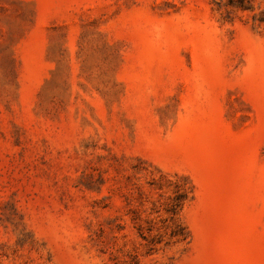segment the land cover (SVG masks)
<instances>
[{"label": "rangeland", "instance_id": "rangeland-1", "mask_svg": "<svg viewBox=\"0 0 264 264\" xmlns=\"http://www.w3.org/2000/svg\"><path fill=\"white\" fill-rule=\"evenodd\" d=\"M0 264H264V0H0Z\"/></svg>", "mask_w": 264, "mask_h": 264}]
</instances>
